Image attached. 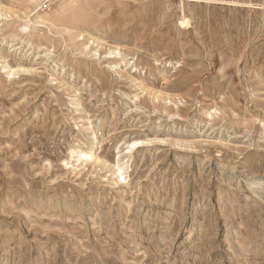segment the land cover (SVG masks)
<instances>
[{
    "label": "rangeland",
    "instance_id": "374dc122",
    "mask_svg": "<svg viewBox=\"0 0 264 264\" xmlns=\"http://www.w3.org/2000/svg\"><path fill=\"white\" fill-rule=\"evenodd\" d=\"M0 264H264V0H0Z\"/></svg>",
    "mask_w": 264,
    "mask_h": 264
},
{
    "label": "bare ground",
    "instance_id": "6f19581e",
    "mask_svg": "<svg viewBox=\"0 0 264 264\" xmlns=\"http://www.w3.org/2000/svg\"><path fill=\"white\" fill-rule=\"evenodd\" d=\"M75 12V11H74ZM182 23H184V21H182ZM138 140H135L133 143H132V146L131 147H134L135 144H137Z\"/></svg>",
    "mask_w": 264,
    "mask_h": 264
}]
</instances>
